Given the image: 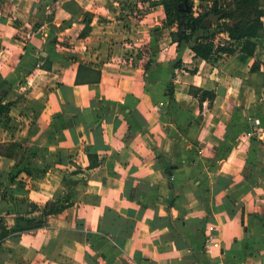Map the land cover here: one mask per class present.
Segmentation results:
<instances>
[{
    "label": "crops",
    "instance_id": "1",
    "mask_svg": "<svg viewBox=\"0 0 264 264\" xmlns=\"http://www.w3.org/2000/svg\"><path fill=\"white\" fill-rule=\"evenodd\" d=\"M2 1L0 224L41 219L26 202L73 205L1 239L0 264H264V37L204 60L194 38L172 41L161 5L127 24L123 3Z\"/></svg>",
    "mask_w": 264,
    "mask_h": 264
},
{
    "label": "trees",
    "instance_id": "2",
    "mask_svg": "<svg viewBox=\"0 0 264 264\" xmlns=\"http://www.w3.org/2000/svg\"><path fill=\"white\" fill-rule=\"evenodd\" d=\"M185 0H153L149 2V6L161 5L165 14L164 28L168 29L169 35L173 42L178 46L181 44H189L194 38L190 49L196 57L204 60H210L214 54L230 55L237 51L238 47L235 43L242 41L240 51L251 56L255 49V42L253 39L257 37H264V27L261 17L264 14L262 6L264 0H233L230 6L220 3V0H198L200 4L209 1L211 4L208 7H200L199 12L194 14L193 1L186 0L187 8L184 5ZM182 6V7H181ZM63 8L76 15L81 11V7L75 0H67L63 3ZM209 14L218 16V21L215 24L204 26V22ZM93 19V14L84 12L83 23L84 28L79 33L78 37H84L90 31V24ZM71 21L65 22L69 25ZM175 27V29H174ZM214 29V32H211ZM156 35L161 33L162 29H154ZM223 33L228 37L225 42H214L215 34ZM72 62L76 61L74 56L69 58ZM256 62L253 63L251 70L256 69ZM49 68V66H47ZM7 82L0 76V93ZM168 96H173V85H167ZM189 93L197 97L199 101L208 99L211 101L214 98V93L200 88L191 86ZM6 105L0 103V110L6 109ZM4 145H0V151ZM17 145L10 144L4 147L11 150ZM21 147V146H18ZM18 161L16 164L18 165ZM101 159L96 154L89 155V168L93 169L99 167ZM168 168H170L168 166ZM70 195L65 194L61 199L46 203L44 206L36 205L32 202H26V213L40 211L41 219H30L25 214H19L15 218V224L10 229H6L1 224L0 240L10 234L28 232L47 225V219L50 215H57L65 208L72 206L73 203L69 201Z\"/></svg>",
    "mask_w": 264,
    "mask_h": 264
},
{
    "label": "rangeland",
    "instance_id": "3",
    "mask_svg": "<svg viewBox=\"0 0 264 264\" xmlns=\"http://www.w3.org/2000/svg\"><path fill=\"white\" fill-rule=\"evenodd\" d=\"M84 6H86L87 8H90V9H93V8H97L98 6H104V7H106L107 9L109 8V9H113L114 8V2H116V3H118V4H120V3H123L125 6H127L129 9H132L133 7H135L136 8V15H135V17H136V19H132L131 20V23H127V24H133L134 22H136V20H138V18H139V16L141 17V16H143L144 15V7H143V5H142V3H139V2H143V1H145L146 2V4H147V6L149 7V2H151V1H153V0H107V1H103V0H79ZM220 3H222V4H225V5H227V6H230L232 3H233V0H220L219 1ZM138 3V4H137ZM0 4H3V1L2 0H0ZM47 5H48V7H51L52 5H53V3H52V1L51 0H48V2H47ZM138 5H140V6H138ZM193 10L197 13V12H199V8L201 7H205L204 6V2L202 3V4H200V2H197V1H193ZM136 6H138V8L136 7ZM141 10V11H140ZM163 13H164V11H163ZM164 21H165V14H164ZM212 30V32H214V29H211ZM155 35H156V33H155V31L153 32ZM217 33V32H216ZM220 33V32H219ZM219 33H217V34H219ZM215 36H216V34H215ZM214 39H215V37H214ZM215 42V41H214ZM218 41H216V43H217Z\"/></svg>",
    "mask_w": 264,
    "mask_h": 264
},
{
    "label": "water",
    "instance_id": "4",
    "mask_svg": "<svg viewBox=\"0 0 264 264\" xmlns=\"http://www.w3.org/2000/svg\"><path fill=\"white\" fill-rule=\"evenodd\" d=\"M184 5L186 6L187 8V2L186 0L184 1ZM182 7V6H181ZM188 9V8H187ZM218 21V16L217 15H214V14H209L207 19L205 20L204 22V26L206 25H211V24H215L216 22Z\"/></svg>",
    "mask_w": 264,
    "mask_h": 264
},
{
    "label": "built area",
    "instance_id": "5",
    "mask_svg": "<svg viewBox=\"0 0 264 264\" xmlns=\"http://www.w3.org/2000/svg\"><path fill=\"white\" fill-rule=\"evenodd\" d=\"M194 14H197V13L194 11ZM210 240H211V236L207 235L206 241L209 242Z\"/></svg>",
    "mask_w": 264,
    "mask_h": 264
}]
</instances>
